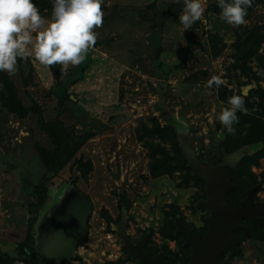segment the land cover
<instances>
[{"label": "rangeland", "instance_id": "rangeland-1", "mask_svg": "<svg viewBox=\"0 0 264 264\" xmlns=\"http://www.w3.org/2000/svg\"><path fill=\"white\" fill-rule=\"evenodd\" d=\"M113 1L103 0L101 8L131 11L118 18L119 29L103 20L97 40L104 47L95 43L81 64L44 66L30 55L17 58L15 73L0 72V264L34 260L23 243L29 204L43 184L35 257L59 253L43 247L49 233L82 234L61 264H138L126 256L119 229L133 242L144 238L145 251L161 254L162 264H186L190 247L178 225L203 234L209 215L200 204L207 195L198 166L230 165L228 173L242 178L230 191L245 194L241 199L234 192L232 201L240 205L251 193L253 205L264 208V75H258L264 71V0H252L239 26L220 19L217 0H201L204 13L186 31L179 22L183 8L166 10L167 21L156 28L154 19L144 20L145 0ZM33 3L51 18L53 0ZM156 5L155 18L165 9ZM141 29L157 35L148 42ZM135 32L141 33L136 48ZM242 39L244 69L237 65ZM213 76L223 81L219 87H208ZM10 81L30 110L23 117L13 110ZM233 95L243 96L247 113H236V131L228 134L216 117ZM45 161L53 166L46 181ZM83 200L90 205L86 230ZM256 218L235 231L239 246L227 253L230 264H264V210Z\"/></svg>", "mask_w": 264, "mask_h": 264}, {"label": "clouds", "instance_id": "clouds-1", "mask_svg": "<svg viewBox=\"0 0 264 264\" xmlns=\"http://www.w3.org/2000/svg\"><path fill=\"white\" fill-rule=\"evenodd\" d=\"M102 3L103 0H53L51 18L45 19L33 0H0V72L15 73L17 58L26 60L30 55L44 66L67 68L81 64L96 43L98 34L94 28L103 24ZM183 5L179 22L186 31L201 19L205 9L201 0H183ZM217 6L221 20L239 26L246 23L252 0H217ZM258 75H264V71H258ZM222 83L220 77L213 76L208 87ZM228 104L230 107L223 108L216 119L228 134H234V124L239 122L236 113L246 114L247 109L241 95L229 97Z\"/></svg>", "mask_w": 264, "mask_h": 264}, {"label": "water", "instance_id": "water-1", "mask_svg": "<svg viewBox=\"0 0 264 264\" xmlns=\"http://www.w3.org/2000/svg\"><path fill=\"white\" fill-rule=\"evenodd\" d=\"M182 6L183 0L175 4L171 10V14H176L177 11L182 9ZM163 19L164 15H157L154 20V25L156 27L161 26ZM243 40L244 39L241 40L239 46L238 57L240 58L246 51L243 46ZM248 89L249 87H245L243 93L245 94ZM179 166H182V164H179ZM228 167H230V165L218 164L213 167L203 165L194 168L196 176L203 180L206 185L207 200L200 204L202 207L209 209V215L207 216L208 230L201 237L192 228L185 227L181 224L178 225V232L186 236V245L191 248V253L189 255L190 264H223L219 261V256L222 253L228 250L238 251V243L234 235L235 231L238 229L246 230L244 220L257 223L259 219L256 218V214L263 213L264 208L261 207V205H253L251 193H248L247 197L238 207H231L228 193L233 185L231 176L226 169ZM114 178H119V174H116ZM86 207L87 210L84 211L82 217L85 221V230L90 205L86 203ZM46 225H48V223ZM81 236L82 234L80 233L74 235L68 230L66 234H60L56 237L51 233L47 234L44 238L43 247L48 250L53 249L54 251L59 248V253L52 258H48L47 254H44L46 259L44 258L43 261V259H40V255L37 252V260L30 261L31 264H61L64 260H67L73 255L75 244ZM118 236L123 240L127 257L136 259L138 264H161L163 260L161 254L149 257L144 252V238L133 242L130 238L126 237L122 229H119ZM39 259L42 260L43 263Z\"/></svg>", "mask_w": 264, "mask_h": 264}, {"label": "trees", "instance_id": "trees-1", "mask_svg": "<svg viewBox=\"0 0 264 264\" xmlns=\"http://www.w3.org/2000/svg\"><path fill=\"white\" fill-rule=\"evenodd\" d=\"M170 10H171V8L167 9L166 12L169 13ZM243 45H245V42L243 43ZM238 54H239V48H238ZM237 65L240 66V67H242L243 69L246 68V66H245L246 65V59L244 60V58L242 59V58L238 57L237 58ZM7 80H8V77H7ZM9 86L11 88V100H12L13 110L20 117H23L24 115H26L27 113H29L30 110H27L26 108H24L23 106H21V104H20V102H19V100H18V98L16 96V87H15V85L11 81L9 82ZM38 117H39V119H38L39 122H42V118L39 115H38ZM253 127H254V125L252 127L250 126L249 129L252 130ZM40 129L43 130V131H45V133L48 134V132L46 131V129L42 128L41 126H40ZM54 145H55V147H58V144L57 143H55ZM43 165H44V168L47 171L46 173L52 172L53 166H51V164H49V163H47L45 161V164H43ZM48 175H49V173L44 176V181H46V179L48 178ZM230 175L232 177V182L233 183L235 182L234 179H242L241 178V175H238L237 174V176H236V173H234L233 171H232V173L230 172ZM234 192H235V196H237V198L243 199V197H245V194L243 192L241 193V195H242L241 196V195H237L236 194V190L235 189H233L232 191H230L228 193V199H229V202H230L231 207L238 206V203L236 204V203H234L232 201V197H233V193ZM37 195L38 196H37L36 201H34V202H32V203L29 204V210L31 211L32 214H31V218L28 221V225H27V239L23 243L24 244L23 247H25V249L27 250L26 251L27 252V255H28V253L30 254V252H32V255H33L32 257L34 259L33 261H35V259L37 257V256L35 257V253L33 251V246H34V242H35L34 241V224L36 222L37 210H38V208L40 206H42L45 203V200H46V189H45L44 184L41 185L40 187H38ZM26 262L28 263V261H26Z\"/></svg>", "mask_w": 264, "mask_h": 264}, {"label": "crops", "instance_id": "crops-1", "mask_svg": "<svg viewBox=\"0 0 264 264\" xmlns=\"http://www.w3.org/2000/svg\"><path fill=\"white\" fill-rule=\"evenodd\" d=\"M126 1L127 0H114L113 2H117L119 5H122V4H125L126 5ZM153 3V5H151ZM160 4L163 8L165 7V9H163L164 11H161L160 12V10L161 9H159V11H158V14L157 15H159V13L160 14H162V15H164V19L162 20V23H164L165 21H167V19H166V17H168L167 16V14H165V11L167 10V8H168V5L169 4H172V7L173 6H175V4H176V0H165V1H158L157 3H155L154 1H149V2H147L146 0H145V7L146 8H148V9H150V12H144L143 13V15H145V19L144 20H150L151 21V19H154L155 20V16L156 15H154V13L156 12L155 10L156 9H153L152 10V8L154 7V6H157L156 4ZM151 5V6H150ZM103 7V6H102ZM171 7V8H172ZM184 7V5L182 6V8ZM104 8H101V10H102V12H103V14H104V16H103V20L107 23V26H110V27H112L113 29H119L121 26V24H122V22L121 21H119V19L118 18H121L122 20H125L126 19V16H127V11H131V9H128L127 10V8L126 9H124V11L123 12H121V13H123V14H119V12H117L118 11V9H116V8H111V9H104ZM155 11V12H154ZM171 11V10H170ZM171 13V12H170ZM129 14H131V13H129ZM106 16V17H105ZM115 21H117V22H115ZM146 21V22H147ZM134 22H132V24H133ZM161 23V24H162ZM132 24H130V26H129V29H131L132 28ZM151 24H152V22H151ZM100 29L102 28V25L99 27ZM97 29V28H94V31L99 35L100 34V29ZM134 28V27H133ZM132 28V29H133ZM156 28H158V27H156ZM155 28V29H156ZM131 31H133V30H131ZM141 31H142V34L144 33V35H146L147 37H149L148 38V42H152V35H157L156 34V32H154V31H152L151 29L149 30V31H147V30H144V29H141ZM113 33H111L110 35H112ZM97 35V36H98ZM141 35V33H137V32H135L134 33V36L132 37V41H134V43H133V47L134 48H136L137 47V45L138 44H140V42L139 43H136V41H135V38H137V36L139 37ZM159 36V35H158ZM96 43H98V45L96 46V47H104V45H103V43H99L98 42V40H96ZM97 50H99V49H97ZM105 53H107V51L105 52ZM104 53V54H105ZM91 55V54H90ZM107 57H106V59H108V60H114L115 61V58H114V56H112L111 54H105ZM109 57V58H108ZM88 60V59H87ZM94 62H96V60L94 59L93 61H92V63H94ZM116 62V61H115ZM118 66H120L121 64H117Z\"/></svg>", "mask_w": 264, "mask_h": 264}, {"label": "flooded vegetation", "instance_id": "flooded-vegetation-1", "mask_svg": "<svg viewBox=\"0 0 264 264\" xmlns=\"http://www.w3.org/2000/svg\"><path fill=\"white\" fill-rule=\"evenodd\" d=\"M174 7V6H173ZM172 7V8H173ZM172 8H171V10H172ZM171 12V11H170ZM239 206V205H238ZM238 206H235V207H238ZM248 222V220H244V223H247ZM208 230V222H207V229L205 230V232ZM195 231V230H194ZM196 232V231H195ZM204 232V233H205ZM203 233V234H204ZM203 234H198L200 237L201 236H203ZM235 235V234H234ZM235 238H236V235H235ZM236 240H237V238H236ZM133 241V240H132ZM237 243H238V246H239V242H238V240H237ZM145 244L143 245V250H144V252L149 256V257H154V256H150L146 251H145ZM229 252H231V250H228V251H226V252H224V253H222L220 256H219V261L220 262H222L223 264H230L227 260H226V257H227V253H229ZM190 253H191V248H190V252H189V254H188V260H187V263L186 264H190V261H189V255H190ZM163 261H164V259L161 261V264L163 263Z\"/></svg>", "mask_w": 264, "mask_h": 264}]
</instances>
